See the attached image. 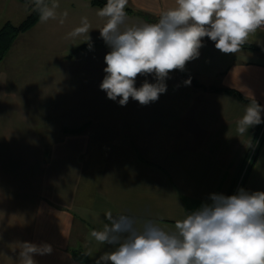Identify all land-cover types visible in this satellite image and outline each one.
I'll return each mask as SVG.
<instances>
[{
    "label": "crops",
    "instance_id": "1",
    "mask_svg": "<svg viewBox=\"0 0 264 264\" xmlns=\"http://www.w3.org/2000/svg\"><path fill=\"white\" fill-rule=\"evenodd\" d=\"M83 2L81 13L92 21L98 7ZM172 7L175 0H128L126 6L148 19ZM27 14L20 0H0V28ZM129 15L131 26L158 21ZM91 21L94 32L98 23ZM33 28L16 38L0 64V264H20L23 242L51 247L32 254L35 264H96L114 248L90 236L103 229L106 212L174 232L188 212L211 202L210 194L229 196L260 125L240 133L238 122L252 99L264 107V28L245 42L261 49L223 53L203 38L198 58L169 73L157 101L141 105L130 97L124 106L100 88L104 54H89L90 67L58 76L45 66L37 80ZM26 46L31 62H21L19 79L14 62ZM138 77L137 88L146 79L156 82L151 74ZM53 92L54 103L47 99ZM242 189L264 192V136Z\"/></svg>",
    "mask_w": 264,
    "mask_h": 264
},
{
    "label": "clouds",
    "instance_id": "2",
    "mask_svg": "<svg viewBox=\"0 0 264 264\" xmlns=\"http://www.w3.org/2000/svg\"><path fill=\"white\" fill-rule=\"evenodd\" d=\"M127 4L128 0H107L97 13L107 17L100 34L111 49L104 57L106 75L100 88L108 99L121 97V106L130 97L141 105L157 101L167 91L169 73L183 71L198 58L203 38L223 53H236L251 34L264 28V0H175V7L161 12L157 22L121 30ZM34 5L42 22L56 18L57 4L34 0ZM89 28L87 18H82L81 26L69 35L88 33ZM150 74L155 83L146 79L135 87L138 75ZM190 83V78L184 81ZM262 112L264 107L252 99L238 131L264 122ZM209 199L177 221L174 232L151 220L138 227L129 215L106 212L107 223L90 236L114 248L96 264H264V192L240 189L230 196L213 193ZM20 246V264H35L32 254L51 252L48 245Z\"/></svg>",
    "mask_w": 264,
    "mask_h": 264
},
{
    "label": "rangeland",
    "instance_id": "3",
    "mask_svg": "<svg viewBox=\"0 0 264 264\" xmlns=\"http://www.w3.org/2000/svg\"><path fill=\"white\" fill-rule=\"evenodd\" d=\"M52 4L55 3L58 5L56 8V18L49 19L41 24H38L35 28L32 29L30 35L32 37V44L36 43L39 46V49H36V56L33 63H40L38 70L35 72V78L37 80H41L46 73H44L46 67L52 65V73L57 71L55 76H58L60 71H70L73 69H83L86 67H90L92 65L91 57L89 54H104L106 55L110 52V47L105 43L103 38L101 37L100 30L103 28L104 24L107 21V17H96L95 12L100 9L95 8L92 13L93 18L92 21L96 24L98 23V29L94 30L90 27L88 33H84L78 36H70L69 34L73 32V30L79 26H81L82 18H87L88 23H90L91 19L89 16L82 15L83 8V0H52ZM68 1V2H66ZM22 2V1H21ZM69 2H71L70 5ZM23 3V2H22ZM134 11V10H133ZM67 12V16H63V13ZM138 13V11H134ZM91 15V13H90ZM91 15V16H92ZM127 16V15H126ZM129 16H134L135 20L141 21H155L159 18L148 19L145 13L138 14H130ZM91 18V17H90ZM63 19V24L60 20ZM40 20V19H39ZM128 20H133L129 17L125 18L124 24H122L121 30L132 27ZM52 21V22H50ZM91 21V22H92ZM76 23L78 26L75 27ZM68 24H71V27H68ZM68 27V28H67ZM31 29V28H30ZM19 52V62L15 61L14 66L17 68L16 75L19 79H23L24 77V66L22 65V61L24 63L29 64L31 62L28 52V47L26 46ZM103 56V55H102ZM101 56V57H102ZM104 58V57H103ZM48 61V63H47ZM99 67L101 69L104 66L102 63L105 62L104 59L98 60ZM46 64V65H45ZM43 66V67H41ZM41 67V68H40ZM53 77V76H52ZM136 84L140 85L141 80L140 77L136 78ZM27 86V84L25 85ZM33 89L37 91V94H42V85L39 82H33ZM56 98L59 96L49 95L47 99L54 103Z\"/></svg>",
    "mask_w": 264,
    "mask_h": 264
},
{
    "label": "trees",
    "instance_id": "4",
    "mask_svg": "<svg viewBox=\"0 0 264 264\" xmlns=\"http://www.w3.org/2000/svg\"><path fill=\"white\" fill-rule=\"evenodd\" d=\"M24 4H26L28 8V14L24 20H22L19 24H13L9 21L5 22L0 28V64L5 58L6 54L12 47L16 38L21 34L32 28L39 21V12L35 9L34 0H20ZM50 0H45V3H49ZM92 6H96L98 8H102L107 0H89ZM126 14H138L134 12L132 9L126 8ZM241 47L243 48H251V49H261V47H256L254 45L243 44ZM211 89V88H209ZM221 89V88H220ZM215 90H219L216 88ZM229 91L228 89H225ZM69 132H75L69 131Z\"/></svg>",
    "mask_w": 264,
    "mask_h": 264
},
{
    "label": "built area",
    "instance_id": "5",
    "mask_svg": "<svg viewBox=\"0 0 264 264\" xmlns=\"http://www.w3.org/2000/svg\"><path fill=\"white\" fill-rule=\"evenodd\" d=\"M262 121H264V119ZM263 136H264V122L260 123V125H259V128H258L256 135L254 137V140H253V144L251 145V148L249 149V152H248L247 156L245 157V160H244V162H243V164H242V166L238 172V175L236 177V180L234 182V185L231 189L229 196L236 194L240 189L243 188L245 179H246L247 174L249 172V169L253 163V159L255 157L257 148H258L260 142L262 141Z\"/></svg>",
    "mask_w": 264,
    "mask_h": 264
}]
</instances>
